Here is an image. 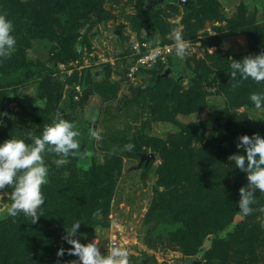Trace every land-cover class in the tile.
Listing matches in <instances>:
<instances>
[{
    "label": "rangeland",
    "instance_id": "obj_1",
    "mask_svg": "<svg viewBox=\"0 0 264 264\" xmlns=\"http://www.w3.org/2000/svg\"><path fill=\"white\" fill-rule=\"evenodd\" d=\"M57 1L8 0L0 9L12 19L17 40L15 51L0 59V113L8 100L0 141L18 137L31 143L58 114L77 126L76 156L57 167L58 154L45 153L46 164L60 171L49 170L47 183L67 181L72 169L76 188L94 170L111 176L110 191L100 198L108 201V213L77 218V238L82 243L95 239L101 252L116 235V243L129 249L130 264H187L192 259L264 264V192L256 190L253 211L242 214L237 201L239 188L248 183L246 173L229 159L242 135L234 134V119L240 118L239 129L247 121L246 134L264 136V108L247 103L251 92L264 91V81L250 78L234 89L230 76L231 58L264 51V0H96L97 12L89 16L90 0H63L61 7ZM68 30L75 55L55 61L56 36ZM174 30L188 43L184 59L176 55ZM144 43L169 45L171 51L164 59L141 63ZM241 94H246L244 102ZM182 96L191 106L187 113L177 110L183 107ZM234 99L237 106L232 107ZM226 123L224 135L220 128ZM129 142L131 151L124 149ZM156 144L166 151L174 146L190 150L192 162L162 171ZM148 152L154 158L139 165L140 153ZM166 173L172 184L164 188L158 179ZM11 190H0V207L10 203ZM156 191L162 204L155 207ZM13 218L0 216V221L15 223ZM53 228L45 226V232L52 233L54 246L63 247L66 232L60 225ZM197 230L204 233L198 252L190 246L191 252L185 250L175 239L179 232ZM27 242L38 251L37 239L30 236ZM51 255L38 264L78 259L67 250L66 258ZM38 260L28 255L16 264Z\"/></svg>",
    "mask_w": 264,
    "mask_h": 264
},
{
    "label": "clouds",
    "instance_id": "obj_2",
    "mask_svg": "<svg viewBox=\"0 0 264 264\" xmlns=\"http://www.w3.org/2000/svg\"><path fill=\"white\" fill-rule=\"evenodd\" d=\"M173 38L176 55L184 59L188 43L183 33L174 30ZM16 44L14 23L6 11L0 10V59L9 57L15 51ZM230 69L231 86L234 89L250 78L256 82L264 81V51L240 59L231 58ZM249 99L255 108H264V91L251 92ZM91 134L100 138L95 130ZM79 135L77 126L58 114L57 118L44 125L40 135L32 136L31 143L18 137L0 141V190L5 189V186L12 189L9 193L10 203L0 207V216L15 217L22 212L33 223L36 222L43 214L41 205L45 203L42 186L48 182L49 168L45 162V153L58 154L54 160L57 167L66 164L69 157L79 153ZM235 147L243 151H237L229 159L234 161L235 167L246 173L248 182L246 187L239 188L237 203L241 213L248 215L253 211L256 190L264 192V136L259 133L242 134ZM133 148L131 142L124 145L125 150L131 151ZM80 225L81 221H74L69 228H65L66 234L63 236L64 241L72 246L67 252L78 259L68 262L57 260V264H130L129 249L123 244L115 243L106 252H101L95 239L82 243L77 238ZM65 251L63 247L58 248L56 256L62 257Z\"/></svg>",
    "mask_w": 264,
    "mask_h": 264
},
{
    "label": "trees",
    "instance_id": "obj_3",
    "mask_svg": "<svg viewBox=\"0 0 264 264\" xmlns=\"http://www.w3.org/2000/svg\"><path fill=\"white\" fill-rule=\"evenodd\" d=\"M7 1L8 0H0V9L6 6ZM90 1V7L87 9L86 13L87 16H89L91 12H97L95 8L96 0ZM55 3L57 4V6L61 7L63 4V0H58ZM56 39L60 48L55 54V61L62 60L64 56L73 57L75 55L73 50L74 48L71 47L73 40L71 30L61 33L58 37L56 36ZM246 94H241V98H243V100H241L240 102H244V99H246ZM234 97L235 95L233 96L232 94V99ZM183 98L184 97L182 96L178 99V101H180L179 106L183 107L181 108V110L179 108H177V110L181 112L185 110L183 112L187 113L189 112L191 106L188 104L189 102H184ZM247 103L252 102L250 101V99H247ZM230 106H237L235 105V99L234 101L230 102ZM27 108L28 113L31 114L32 112H34L33 108ZM237 120H240V118L234 119V134H246L247 121L243 120L241 123V129H239V127H237L236 125ZM175 122L182 125V123L178 120H175ZM183 127L185 129H188V126ZM228 127L229 125L228 123H226L224 127L220 128L224 135L226 134ZM185 141L187 142V139ZM174 147L175 148L170 149V151H166L164 145L162 146V148L158 144L155 145L154 150L157 151L160 149L161 151L160 153L162 157V165L160 166V170H169V166L184 169L186 167L185 165H188V161L192 162V152L190 150L184 152L180 148V146ZM232 147H235V144H233ZM235 149L237 151L241 150H238L236 147ZM189 167L186 169H189ZM48 168L49 170H51V173H55L57 175L60 173L59 170H52L53 165H50L49 163ZM65 177H67V181L58 179L59 183L51 181L42 186V191L45 194V203L41 205V207H43V214L38 217V220H36V222H34L33 224L30 223L31 218L25 216L22 212L13 218L15 220V223H13L11 219L7 221H0V264H16L17 261L20 262V260L26 258L28 255L31 258L33 256L38 258L39 260L37 264L44 262V260L46 259H49L52 253L53 255H51V258H66L64 255L62 257L56 256V252L58 249L57 245H53L52 240H54V238L51 237L52 233H46L45 226L54 227L53 229H55V227H59L60 225L61 230L65 232V228H69L74 220H77V218L79 220H81V218L83 217L91 219L95 217V213L98 212V210L99 212L104 213V215L108 213V201L102 203L100 201V198H103L104 195H106L107 189H109L110 191L112 180L110 175H106L105 173H100L94 170V173L91 174V177L89 178L87 183L77 188L71 186V182L76 177V173L73 169L71 174L66 175ZM167 179V173L166 175L161 174L158 179V184L164 186V188L169 186L170 184H172V182L167 181ZM161 199L162 198L159 194V191H156L154 194L153 205L156 207L159 205V203L162 204ZM24 228H28L30 230L25 232ZM197 228L198 227H196V229ZM203 235L204 233L200 232L199 230H197L196 232L182 231L176 235L175 239L185 250L190 251V246L192 252H198V248H200V240L202 239ZM30 236L37 239L38 243L36 247L38 248V251H31L29 246L30 244H28L27 242V238ZM189 238L191 239L190 244ZM55 243L59 244L57 243V241ZM61 243L65 250L69 249L68 247H64V245L66 244L64 239L61 240ZM48 252H51V254L48 255Z\"/></svg>",
    "mask_w": 264,
    "mask_h": 264
},
{
    "label": "built area",
    "instance_id": "obj_4",
    "mask_svg": "<svg viewBox=\"0 0 264 264\" xmlns=\"http://www.w3.org/2000/svg\"><path fill=\"white\" fill-rule=\"evenodd\" d=\"M144 46H146L145 52L142 54L141 57H139V62L141 63H148L154 62L156 60L164 59L166 55H168L171 51V47L169 45H156L154 47H147V45L144 43ZM134 48L138 49L139 44H136ZM117 236H114V239H112L113 244L116 243Z\"/></svg>",
    "mask_w": 264,
    "mask_h": 264
},
{
    "label": "water",
    "instance_id": "obj_5",
    "mask_svg": "<svg viewBox=\"0 0 264 264\" xmlns=\"http://www.w3.org/2000/svg\"><path fill=\"white\" fill-rule=\"evenodd\" d=\"M153 2L154 1H149L148 4L149 3H153ZM167 73H168V69H166L162 75L165 76ZM7 103H8V100L5 98L4 101H3V110H2V113L4 115H1V118H0V120H2V121H3V119L5 117V114H6V111H7ZM153 158H154V154L151 153V152H148V153H140L139 165L143 161L145 162L144 164H146V163H148V161L150 159H153ZM155 188H156V190H158V186H156ZM149 264H158V263L156 261H151ZM187 264H203V261L200 260V259H192Z\"/></svg>",
    "mask_w": 264,
    "mask_h": 264
}]
</instances>
